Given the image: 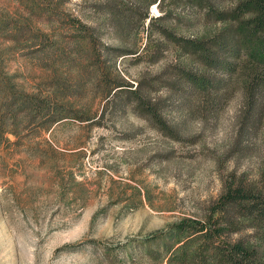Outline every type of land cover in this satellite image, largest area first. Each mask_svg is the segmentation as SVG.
Here are the masks:
<instances>
[{"label":"rangeland","instance_id":"1","mask_svg":"<svg viewBox=\"0 0 264 264\" xmlns=\"http://www.w3.org/2000/svg\"><path fill=\"white\" fill-rule=\"evenodd\" d=\"M152 1L0 0V74L30 102L0 137V264H222L216 245L241 238L264 263V226L198 232L232 174L264 170V108L242 125L239 72L259 48L255 10ZM179 69L209 92L174 84ZM113 70L144 84L173 136L105 98Z\"/></svg>","mask_w":264,"mask_h":264},{"label":"trees","instance_id":"2","mask_svg":"<svg viewBox=\"0 0 264 264\" xmlns=\"http://www.w3.org/2000/svg\"><path fill=\"white\" fill-rule=\"evenodd\" d=\"M150 4L156 5L157 0H153ZM247 6L252 7L256 13L250 23L253 28L251 37L259 35V48L256 49V56H252L254 61H240L239 65L240 76L244 80L245 99L242 125L246 122L244 127L255 128L258 123L257 117L264 108V0H249ZM86 32L88 33L87 30ZM84 38L89 42L91 36L86 34ZM185 43L190 46L191 50L196 51L205 62H209L210 51L206 41L190 40ZM93 50L95 52V48ZM179 70L181 77L175 78L174 84L181 83L180 78L185 76L187 82L191 84L189 88L191 96L197 94L202 96L205 92H209L210 83L207 80L199 78L185 69ZM113 76L114 78L107 76L104 83L103 93L108 101L112 99L120 101L122 108L132 105L137 112L153 122L165 134L174 135L159 113L158 104L154 103L149 91L145 92L144 84L141 81L134 86L124 77L116 75L114 70ZM156 78H159L158 75L154 77V79ZM18 95L10 87L7 78L0 74V137L4 136L11 124H16L20 110L26 114L30 111V102L27 99L29 97ZM210 214L208 225L200 224L198 231L204 239L219 241L226 232L232 234L240 232L246 226H264V170L253 181L244 176L238 177L236 174H232L225 181L222 193L211 208ZM215 249L218 251L222 264H264L260 261L256 248L248 245L242 238L234 242L218 244Z\"/></svg>","mask_w":264,"mask_h":264}]
</instances>
